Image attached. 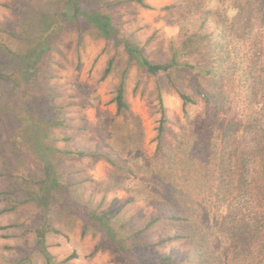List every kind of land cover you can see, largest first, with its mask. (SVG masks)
Wrapping results in <instances>:
<instances>
[{
  "label": "rangeland",
  "instance_id": "obj_1",
  "mask_svg": "<svg viewBox=\"0 0 264 264\" xmlns=\"http://www.w3.org/2000/svg\"><path fill=\"white\" fill-rule=\"evenodd\" d=\"M229 1L233 2L226 0V5ZM23 2L0 0V26L13 27L17 17L11 7ZM147 2L154 9L134 6L135 13H127V6L119 9L123 29L140 42L152 62H164L169 58L170 42L176 41L179 33L178 26L169 21L173 13L164 7L180 4L186 15L198 24L204 0ZM236 3L242 5L243 14H235L238 19L231 27L225 28L224 25V42L220 45L223 50L220 51L221 61L218 59L219 52L210 55V60L219 67L220 74L218 79L207 82L212 91L218 94L219 101L215 118L219 120V125L212 121L209 127L213 142V171L200 177L192 163L190 165L186 161L182 178L196 196H205L206 209L215 211L220 202L227 205L226 215L219 220L218 225L216 223L214 231L219 229L216 238L219 239L220 247H223V255L229 258L228 264H264V257L258 249L254 252L244 251L248 239V244L264 243V236L258 238L248 231L259 220L258 217L264 215V194L261 193L264 183L258 172L256 156L260 149L261 127L264 128V0H236ZM222 7L219 6V9ZM209 27L213 28L214 24L210 23ZM112 53V49L105 47L102 38L96 37L94 32L86 28H67L55 40L48 58L49 84L55 93L54 104L63 107L66 117V127L60 134L70 136L68 142L60 141L59 145L119 153L122 158L135 156V167L138 161L150 159L154 154L160 93L168 118L164 134L165 151H173L171 162L175 165L192 144L179 97L168 87L164 74L148 75L132 66L127 73L126 99L134 116L129 117L128 123H124L121 118L112 120L115 108L110 99L119 81V69L106 79H101ZM125 59L122 56L118 66L123 65ZM171 72L185 87L191 78L197 82L202 80L198 72L187 69L172 68ZM11 89V84L0 81V101L8 98ZM202 107L199 99L196 105H190V117L202 113ZM18 125L17 118L0 117V174L6 172L7 166L15 165L9 139ZM20 151L27 164L39 171L38 162L33 161L24 148ZM155 163L153 161L151 165ZM62 164L71 173L68 178L73 184L70 192L78 203L97 210L109 209L117 219L128 220L132 230L143 226L155 214V207L135 197L134 192L146 190L138 182L143 172L139 167H135L139 176L131 180L114 170L103 158L66 159ZM4 187L5 181L0 175V192ZM127 188L131 191H127ZM131 194H134L135 199H131ZM2 197L0 193V208L5 204ZM27 217L26 210L0 214V264H44L43 257L34 248L35 236L32 231L39 218L29 220L23 226L10 227ZM51 222L60 231L47 235L50 251L57 259L75 252L76 257L67 264H123L119 251L111 246L90 256L99 239V232L94 228L85 229L80 218L68 214L56 203ZM178 227L177 224L160 221L147 232H142L140 238L158 242L168 233L178 230ZM190 243L184 240L146 245L137 248L136 252L143 264H152L162 255H173L174 264L184 259L189 249H193ZM23 258V262H16Z\"/></svg>",
  "mask_w": 264,
  "mask_h": 264
},
{
  "label": "trees",
  "instance_id": "obj_2",
  "mask_svg": "<svg viewBox=\"0 0 264 264\" xmlns=\"http://www.w3.org/2000/svg\"><path fill=\"white\" fill-rule=\"evenodd\" d=\"M221 5L223 7L219 9ZM122 6H127V13H135L134 6L154 9L147 0H24L22 4L11 7L16 13V23L10 28L0 26V81L11 84L12 89L8 98L0 101V117L17 118L19 125L9 139L15 165L7 166L6 172L0 174L5 181V187L0 192L5 204L0 208V214L19 213L21 210L28 212L27 219L23 218L10 227L23 226L29 220L39 218L32 231L35 236L34 248L43 257L44 264H67L76 257L75 252H72L57 259L50 251L47 235L60 233L51 222L54 203L62 206L68 214L80 218L85 229L94 228L99 232V239L89 253L90 256L111 246L119 251L123 264H143L136 252L137 248L188 240L193 249H189L184 259L174 264H228L229 258L223 255V247H220L219 239L216 238L219 229L214 231L216 223L218 225L219 220L225 217L227 205L220 202L215 211L206 209L205 196H196L182 177L186 161L190 165L192 163L200 177L213 171V142L209 127L212 121L219 125V120L215 119L219 101L218 94L212 91L207 82L218 79L220 74L219 67L210 60V55L219 52L218 59L221 61L220 51L223 50L220 45L225 36L223 32L234 24L238 14H243L242 5H237L236 0L227 2V5L226 0H204L198 24L186 15L180 4L164 7L169 13H173L169 21L179 28L178 39L170 42L169 58L164 62H152L140 42L132 34L126 33L119 12ZM215 11L218 13L214 14ZM210 23L214 24L213 28L209 27ZM67 28H86L94 32L96 37L102 38L105 47L113 51L101 78L104 80L119 69V81L110 99L115 108L112 120L121 118L124 123H128L129 117L134 116L126 99L127 73L132 66L148 75L164 74L168 87L181 101L182 114L187 119L192 144L186 155L181 156L173 165V151H165L164 134L168 118L159 93L160 113L155 126V151L150 159L144 158L136 164L143 170L138 182L146 190L134 192L135 197L155 207L156 212L147 223L135 230L130 229L128 220L117 219L109 209L88 208L71 195L73 184L68 181L71 173L62 164L66 159L103 158L114 170L131 180L139 175L136 166H133V161L137 158H131L127 151L125 153L129 156L122 158L119 153L59 145L60 141L68 142L70 136L60 134L66 127V117L63 107L53 102L55 93L49 84L48 58L55 40ZM122 56H125V62L118 66ZM172 68L198 72L202 80L197 82L191 78L185 87L172 74ZM198 99L202 102L203 111L191 118L189 106L196 105ZM260 141L256 156L258 172L264 183L262 127ZM22 148L33 161L38 162L39 171L27 164L20 151ZM153 161L157 163L151 165ZM127 191L131 190L127 188ZM261 193L264 194V189ZM134 194H131V199H135ZM258 219L248 231L250 235L261 238L264 236V215ZM160 221L177 224L178 230L168 233L158 242L140 238L142 232H147ZM248 241L244 251L254 252L258 249L264 257V243L262 245L261 242H256L254 245L253 242L248 244ZM24 260L18 259L16 262ZM173 260V255H162L152 264H173Z\"/></svg>",
  "mask_w": 264,
  "mask_h": 264
}]
</instances>
